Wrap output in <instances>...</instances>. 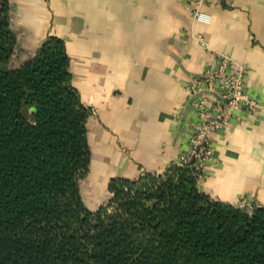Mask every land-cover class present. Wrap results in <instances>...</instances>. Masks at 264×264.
I'll use <instances>...</instances> for the list:
<instances>
[{
    "label": "crops",
    "instance_id": "0c3cea01",
    "mask_svg": "<svg viewBox=\"0 0 264 264\" xmlns=\"http://www.w3.org/2000/svg\"><path fill=\"white\" fill-rule=\"evenodd\" d=\"M10 3L25 61L49 36L65 44L71 83L90 110L85 180L94 200L111 179L161 174L174 163L195 120L184 87L224 54L243 66L260 108L211 135L213 155L197 185L231 206H264V0ZM195 11L210 22H195Z\"/></svg>",
    "mask_w": 264,
    "mask_h": 264
},
{
    "label": "trees",
    "instance_id": "16d2710c",
    "mask_svg": "<svg viewBox=\"0 0 264 264\" xmlns=\"http://www.w3.org/2000/svg\"><path fill=\"white\" fill-rule=\"evenodd\" d=\"M11 11L0 0V264H264V206L210 198L195 170L111 179L108 202L88 209L90 110L65 44L49 36L10 68Z\"/></svg>",
    "mask_w": 264,
    "mask_h": 264
},
{
    "label": "built area",
    "instance_id": "2783aa9c",
    "mask_svg": "<svg viewBox=\"0 0 264 264\" xmlns=\"http://www.w3.org/2000/svg\"><path fill=\"white\" fill-rule=\"evenodd\" d=\"M195 22L208 24L210 16L195 11ZM244 68L231 57L220 54L214 65L185 85L188 106L195 120L191 125L187 147L171 166L195 165L199 178L207 174L206 166L213 149L211 135L227 129L239 113L253 114L260 108L259 101L249 95L244 84ZM170 166V167H171ZM250 203L242 201L238 208L250 211Z\"/></svg>",
    "mask_w": 264,
    "mask_h": 264
},
{
    "label": "rangeland",
    "instance_id": "374dc122",
    "mask_svg": "<svg viewBox=\"0 0 264 264\" xmlns=\"http://www.w3.org/2000/svg\"><path fill=\"white\" fill-rule=\"evenodd\" d=\"M13 17V14L11 12V18ZM12 30L14 31L16 38H17V49L13 55V57L11 58L10 62H9V67L10 68H16L20 65H22L25 62L24 56H23V47H21V36H19L18 33H16V27H15V23H13V21H15L12 18ZM18 36V37H17ZM29 113H31V108L28 111ZM87 175V174H86ZM85 175V176H86ZM85 176L83 178L80 179L79 184H80V194H81V198L85 204V206L90 209V210H95L97 209L99 206H103L108 202L109 199V194L104 191L103 194L100 195L99 199L94 200V198H97L93 195V193H91L92 188L89 187V184H87V181L85 180ZM85 180V181H84ZM234 207H239L234 206Z\"/></svg>",
    "mask_w": 264,
    "mask_h": 264
},
{
    "label": "water",
    "instance_id": "95a60500",
    "mask_svg": "<svg viewBox=\"0 0 264 264\" xmlns=\"http://www.w3.org/2000/svg\"><path fill=\"white\" fill-rule=\"evenodd\" d=\"M35 111V108L34 107H32L31 108V113L32 112H34ZM184 169H188V170H194V168H195V165H192V166H188V167H183Z\"/></svg>",
    "mask_w": 264,
    "mask_h": 264
}]
</instances>
